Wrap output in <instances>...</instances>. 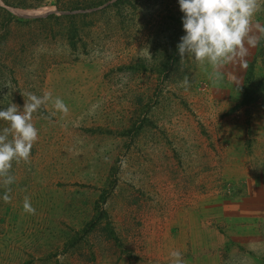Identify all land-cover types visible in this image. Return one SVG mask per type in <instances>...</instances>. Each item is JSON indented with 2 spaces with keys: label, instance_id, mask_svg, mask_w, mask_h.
Returning a JSON list of instances; mask_svg holds the SVG:
<instances>
[{
  "label": "rangeland",
  "instance_id": "374dc122",
  "mask_svg": "<svg viewBox=\"0 0 264 264\" xmlns=\"http://www.w3.org/2000/svg\"><path fill=\"white\" fill-rule=\"evenodd\" d=\"M183 16L178 0H0V110L52 94L0 182V264H264V39L214 84L181 60Z\"/></svg>",
  "mask_w": 264,
  "mask_h": 264
},
{
  "label": "clouds",
  "instance_id": "9594fccd",
  "mask_svg": "<svg viewBox=\"0 0 264 264\" xmlns=\"http://www.w3.org/2000/svg\"><path fill=\"white\" fill-rule=\"evenodd\" d=\"M178 3L184 13L185 35L177 45L181 60L187 54L201 67L206 63L210 65L209 79L214 84L223 80L225 66L239 63L247 67L249 48H255L264 39V26L254 24L256 13L264 9V0H178ZM27 95L22 111L16 104L0 110V120L10 125L0 133V182L6 187L15 182L10 174L13 162H29L31 150L39 138L38 129L32 123L33 114L52 100L51 92H45L42 97L33 93ZM53 104L56 110L67 114L68 108L62 99L55 98ZM10 192L8 187L3 196L6 203L11 202ZM23 208L26 213L36 214L28 196L24 197ZM170 256L174 258L173 264H183L178 250L172 251Z\"/></svg>",
  "mask_w": 264,
  "mask_h": 264
},
{
  "label": "crops",
  "instance_id": "0c3cea01",
  "mask_svg": "<svg viewBox=\"0 0 264 264\" xmlns=\"http://www.w3.org/2000/svg\"><path fill=\"white\" fill-rule=\"evenodd\" d=\"M263 139H264V138H263ZM263 139H261V143H262V144H264V141H263Z\"/></svg>",
  "mask_w": 264,
  "mask_h": 264
}]
</instances>
